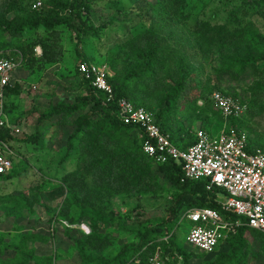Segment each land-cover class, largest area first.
I'll list each match as a JSON object with an SVG mask.
<instances>
[{"label":"trees","instance_id":"1","mask_svg":"<svg viewBox=\"0 0 264 264\" xmlns=\"http://www.w3.org/2000/svg\"><path fill=\"white\" fill-rule=\"evenodd\" d=\"M96 1L49 0L48 3H42L41 9L33 10L32 6L24 4V0H4L0 6V56L8 58L6 54L9 51L17 52L18 59H22L21 69L25 68L33 76L62 62L65 52L64 30L74 36L75 51L81 52V48L87 46V39L102 32L86 17ZM181 1L183 3L174 0L178 5L184 4L185 1ZM260 17L264 20V14H260ZM257 24L250 22L232 30L227 24L197 22L188 29L192 40L189 51L182 50L187 49L184 46L181 50L170 46L169 40L163 39L155 31L136 37L128 34L122 46L118 50L114 49L106 62H102L113 73L109 83L114 89V101L107 102V97L93 88L91 81L80 74L79 64L75 76H82L85 94H80L74 102H59L40 115V125L59 118L60 123H71L75 127L65 161L73 156L79 158L76 170L62 177L69 198L57 220L70 225L91 223L92 235L74 241L80 264H151L158 250H161L168 264H191L187 251L181 249L172 237L174 226L181 221L182 212L207 208L218 211L232 221L238 219L225 212L219 204L218 196L225 194L223 190H209L206 181L184 180L182 166L174 162L159 165L147 157L143 152L138 128L125 125L119 119L118 102L126 99L138 108L152 113L156 110L157 122L163 125L162 130L171 136L174 145L186 151L196 143L197 138L187 134L188 139H184L178 134L181 131L176 133L172 127V112H175L178 101L191 82L197 81L196 77L193 79L195 71L198 72L197 61L205 64L217 60L219 69H213L219 78L240 81L249 77L253 81V86L247 91L252 96L247 114L250 124L258 119L264 120V31ZM92 39L95 41L97 38ZM37 48L41 49V56L37 54ZM82 63L90 61L81 59ZM19 91L17 84L9 88L7 99L18 95ZM215 92L228 95L218 86ZM257 94L260 97H256ZM204 100L209 106L210 102ZM210 101L213 103L212 99ZM238 120L230 119L231 130L239 127L256 135L252 125ZM258 137L264 142V134ZM15 138L9 130L0 129V143L9 145ZM40 138L41 135L37 133L25 142L37 145ZM260 148L264 151L262 145ZM158 176L171 185L174 193L168 216L161 225L146 228L141 232L138 244L121 248L114 257L88 255V248L104 249L108 246L107 240H100L99 233L102 225L106 224V218L116 219L110 198H142L162 194ZM70 233L68 230L67 236L72 238ZM166 238L168 240H164ZM251 238L262 243L264 253V235L245 226L221 245L216 254L209 256L196 252L205 257L214 256L216 260L219 258L216 264H246L249 251L254 246ZM36 239L30 236L22 238L15 247L8 246L16 253V257L8 264H30L33 261L38 264L34 251L28 249V244H35ZM226 247L229 250L228 258L221 252ZM53 262L54 259L49 257L40 264Z\"/></svg>","mask_w":264,"mask_h":264},{"label":"rangeland","instance_id":"2","mask_svg":"<svg viewBox=\"0 0 264 264\" xmlns=\"http://www.w3.org/2000/svg\"><path fill=\"white\" fill-rule=\"evenodd\" d=\"M3 1L0 0V6ZM176 1L183 3L181 0ZM184 1V4L178 5L174 0H97L86 15L93 26L102 30L93 36L97 38L95 41L91 36L92 38L87 39V46L78 53L75 51L74 36L64 30L62 37L65 52L62 62L33 76L25 68L17 72L16 84L20 91L11 98V102L8 100L10 105L6 115L11 123L21 126V135L7 144L13 153L14 169L0 178V264H8L16 257L13 249H9L10 246L15 247L22 238L30 236L38 238L35 244H28V249L34 251L38 264L49 257L54 259L53 264H80L74 241L84 240L92 235L90 222L70 225L57 220L69 198L62 177L76 170L79 158L73 156L65 161L75 127L71 123H60L59 118L38 124L40 115L51 106L59 102H74L80 94H85L81 84L82 76H75L81 59H87L96 66L103 65L102 62H106L112 51L122 46L128 34L136 37L150 31L158 32L163 39L167 38L170 46L179 50L184 46L187 49L182 50L189 51L192 40L188 29L202 21L227 24L232 30L240 25L256 22L264 31V20L260 17V14H264V0ZM35 2L48 3L49 0H24L27 6H33ZM17 54L9 51L6 56L18 59ZM37 54L42 55L40 48H37ZM196 67L198 72L195 71L193 79L196 77L197 81L191 82L178 101L175 112H172V127L176 133L181 131L178 134L184 139H188L187 134L196 138L198 131L206 132L211 138H218L224 131H230L232 124L210 101L216 86L228 96L246 104L248 113L252 96L247 91L253 86V81L249 77L240 81L219 78L216 71L219 69L217 60L205 64L197 61ZM256 97H260V94ZM204 98L210 102L209 106ZM153 112L157 119V111ZM247 113L238 121L250 124ZM158 124L164 129L160 122ZM251 125L256 135L244 128L233 129L247 133L251 147L260 150V145L264 147V142L258 140V135L264 134V120H255ZM37 133L41 135L37 145L25 142ZM158 180L162 194L142 198H110L116 219L106 218V224L102 225L99 233L100 240H107L108 246L104 249L88 248V255L114 257L121 248L138 244L139 236L146 228L161 225L168 216L174 193L168 182L159 176ZM105 201L108 202L109 199ZM192 227L188 221L177 223L172 233L173 240L187 251L191 264H216L219 258L216 260L214 256L200 255L188 244L187 236ZM68 230L72 238L67 236ZM253 242L246 264H264L262 243L258 240ZM228 251L226 247L221 252L228 258Z\"/></svg>","mask_w":264,"mask_h":264},{"label":"built area","instance_id":"3","mask_svg":"<svg viewBox=\"0 0 264 264\" xmlns=\"http://www.w3.org/2000/svg\"><path fill=\"white\" fill-rule=\"evenodd\" d=\"M41 7V2H35L32 9ZM21 60L0 56V129L9 130L15 137L21 135V129L6 115L7 91L16 85ZM79 72L91 81L97 92L107 97V102L115 100L114 89L109 83L113 74L107 65L82 63ZM212 101L226 119H241L247 113L246 104L221 92L213 93ZM118 116L125 125L138 128L143 152L154 163L174 162L182 166L184 180L206 181L209 190L224 191L225 194L218 196V202L225 212L237 216L236 221L207 208L181 214L180 223L188 221L193 225L187 242L195 251L209 256L216 254L218 248L243 226L264 235V151L251 147L247 133L231 130L211 138L206 132L198 131L196 143L183 151L173 144L170 135L159 126L155 114L147 109L123 99L118 102ZM0 145L1 177L13 169V153L6 143ZM150 263L168 264L161 250Z\"/></svg>","mask_w":264,"mask_h":264},{"label":"crops","instance_id":"4","mask_svg":"<svg viewBox=\"0 0 264 264\" xmlns=\"http://www.w3.org/2000/svg\"><path fill=\"white\" fill-rule=\"evenodd\" d=\"M259 27H260V24L258 23L257 24ZM8 100H9V102H11V97L9 98V99H7V104H8V108H9V102H8ZM11 122V121H10ZM13 124V123H12ZM13 125H15V124H13ZM15 126H18L19 128L21 127L20 125H15Z\"/></svg>","mask_w":264,"mask_h":264}]
</instances>
